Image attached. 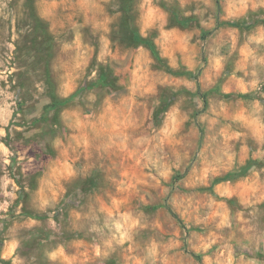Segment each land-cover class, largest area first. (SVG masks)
Masks as SVG:
<instances>
[{
    "label": "rangeland",
    "instance_id": "obj_1",
    "mask_svg": "<svg viewBox=\"0 0 264 264\" xmlns=\"http://www.w3.org/2000/svg\"><path fill=\"white\" fill-rule=\"evenodd\" d=\"M118 2L0 0V264H264V0Z\"/></svg>",
    "mask_w": 264,
    "mask_h": 264
},
{
    "label": "trees",
    "instance_id": "obj_2",
    "mask_svg": "<svg viewBox=\"0 0 264 264\" xmlns=\"http://www.w3.org/2000/svg\"><path fill=\"white\" fill-rule=\"evenodd\" d=\"M30 1L32 2V0ZM118 3H119V11H120V17H119L120 30L122 31L124 37L130 40V42H132L133 44L145 45L151 51L153 56L157 60H160V56L158 55L155 45L150 40L142 37L133 25V2L132 0H119ZM30 11L32 12V15L34 14V16H36L37 13L35 12L34 6L30 7ZM42 25L43 24H41V26L39 27L35 26V29L36 28L39 29L38 34H36L38 37V45H41L42 41L48 40L47 39L48 37L46 39L43 38L44 36L47 35L48 30H47L46 25L44 27ZM96 84L100 86H106V85L110 86L112 84V80L108 78V74L100 72L99 77L96 81ZM73 95L66 97V98H62L52 92L50 95V103L46 105L45 111H48L50 108L60 107L68 103L69 101L72 100ZM168 209L174 215V213L171 211L169 207ZM24 213H28L35 218H41L40 215H37L35 213H30L29 211H26V209L24 210ZM192 255L195 257L197 261L201 262V258L198 254L192 253ZM0 261L2 263H5L3 259H0Z\"/></svg>",
    "mask_w": 264,
    "mask_h": 264
}]
</instances>
